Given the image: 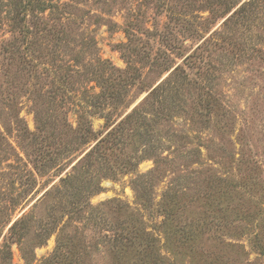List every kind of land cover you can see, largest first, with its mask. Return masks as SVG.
Wrapping results in <instances>:
<instances>
[{"label": "rangeland", "instance_id": "rangeland-1", "mask_svg": "<svg viewBox=\"0 0 264 264\" xmlns=\"http://www.w3.org/2000/svg\"><path fill=\"white\" fill-rule=\"evenodd\" d=\"M0 264H264V0H0Z\"/></svg>", "mask_w": 264, "mask_h": 264}, {"label": "trees", "instance_id": "trees-1", "mask_svg": "<svg viewBox=\"0 0 264 264\" xmlns=\"http://www.w3.org/2000/svg\"><path fill=\"white\" fill-rule=\"evenodd\" d=\"M154 91H155V90H152V92H154ZM153 94H154V93H153ZM136 110H137V109H134L133 112H135ZM15 225H16V223H15Z\"/></svg>", "mask_w": 264, "mask_h": 264}]
</instances>
